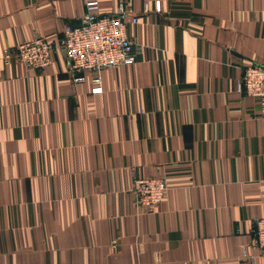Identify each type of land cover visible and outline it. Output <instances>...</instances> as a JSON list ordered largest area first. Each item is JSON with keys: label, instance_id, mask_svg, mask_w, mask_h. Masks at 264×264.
Listing matches in <instances>:
<instances>
[{"label": "crops", "instance_id": "1", "mask_svg": "<svg viewBox=\"0 0 264 264\" xmlns=\"http://www.w3.org/2000/svg\"><path fill=\"white\" fill-rule=\"evenodd\" d=\"M97 1L137 11L144 46L101 93L60 52L44 71L3 59L56 44L86 0H0V264H264V119L237 92L264 65V0ZM144 177L168 186L152 213L131 192Z\"/></svg>", "mask_w": 264, "mask_h": 264}, {"label": "built area", "instance_id": "2", "mask_svg": "<svg viewBox=\"0 0 264 264\" xmlns=\"http://www.w3.org/2000/svg\"><path fill=\"white\" fill-rule=\"evenodd\" d=\"M155 6L160 12V2ZM85 9L77 23L64 25L56 44L37 37L5 49L4 61L18 60L29 70L44 71L52 64V55L60 52L68 62L71 83L78 85L85 81V74L94 72L93 92L101 93V72L135 64L137 56L143 53L144 46L136 43L128 33V28L138 23L139 14L124 3H119L113 12H104L97 0H86ZM144 11H148L147 5ZM237 92L257 100L264 119L263 64H246L238 80ZM167 191L166 181L154 177L135 179L131 190L137 209L148 213L154 212L163 202ZM255 222L252 247L264 258V218ZM252 260L255 264L256 258Z\"/></svg>", "mask_w": 264, "mask_h": 264}]
</instances>
